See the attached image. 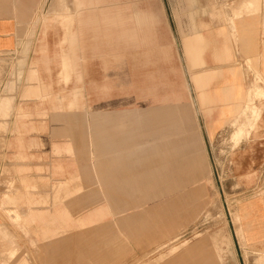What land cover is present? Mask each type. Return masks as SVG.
Segmentation results:
<instances>
[{
    "label": "crops",
    "instance_id": "crops-1",
    "mask_svg": "<svg viewBox=\"0 0 264 264\" xmlns=\"http://www.w3.org/2000/svg\"><path fill=\"white\" fill-rule=\"evenodd\" d=\"M39 1L0 0V115L6 117L0 118V125L8 130L10 125L23 121L25 125L31 126L37 123L49 125L47 134L39 135L31 131L29 138L24 136L17 140V147L23 150L15 153L30 157L29 162H47L49 153L50 157H55V162L62 161L65 159L66 147L70 152L67 157L77 164L76 169L79 170L80 164L83 167L84 164H94L96 158L102 156L98 161L105 163V170L100 171L97 176L96 171L89 168L84 171L88 173V179H103L100 183L102 190L87 193L103 195L101 198L107 204L110 218L115 217L114 224L118 227L115 233L110 222L70 234L72 228L65 224L59 229L46 232V240L49 241L42 248L40 264H68L64 260L69 258L74 259L71 264H91L92 261L103 262L107 256L124 264L121 262L127 256L129 245L138 247L141 259H149L167 249L158 258L151 259V264H225L222 248L216 241L217 236L202 239L186 248L188 242L176 244L180 238H170V233L181 226H187L204 206L203 189L197 183L207 178V172L198 155V146H212L228 132V145L244 148L241 155L233 158L235 162L264 164V0H132L155 3L222 2L259 6L258 11L253 13L238 9V14L243 15L225 18L224 21L220 19L218 22L209 21L208 13L200 12L199 23L194 24L192 31L182 29L178 32L183 35L180 45L184 74L189 77L191 84L190 102L182 104L187 108V119L189 118L184 124H190L185 127L186 131L175 126L174 136H171L165 132V128L154 126L155 123L149 127L148 120L144 122V115L138 110L131 111L133 114L130 116L125 114L123 108L97 113L93 102L88 108V113L94 119L91 127L93 137L88 134L90 138L87 139L82 135L90 130L89 125L86 128L81 123L80 128L76 116L70 114L69 117H64L62 110L58 112L57 106L53 108L54 102L63 109L64 87L71 93V85L75 82L74 64L71 57L64 54L65 43H70L72 39L71 27L67 24L65 32L57 33L56 42L50 46L38 44L41 32L29 40L21 37V24L33 18L34 7ZM159 31L160 27L154 26L153 22L149 30L155 44L153 50L159 48V38L154 37L159 36ZM166 33V45L174 47L176 42L172 29L169 28ZM41 51L44 52L42 57L46 55L44 62L40 59ZM17 63L21 65L17 66ZM104 66L94 63L89 69L87 97L90 100L97 97L96 84L120 81L127 73L122 65L113 68L107 62ZM79 74L78 70L77 75ZM104 92L106 96V91ZM101 115H107L108 121L99 124L96 129L95 119H101ZM185 115L177 117V120L186 117ZM129 121L132 123L130 131L137 133L135 142L131 144L121 139L128 129L123 126V122ZM144 128L145 132L142 134ZM32 129L36 131L33 126ZM191 129L201 135L200 144L198 137L189 132ZM96 130L101 134L109 132L110 137L97 139ZM182 130L189 133L185 136ZM56 131L60 134L59 138L55 133L52 135ZM64 134L67 136L64 137ZM152 135L158 138L154 142L149 140ZM164 135L167 137L165 140ZM49 137H53L50 142V147H53L51 150L48 148ZM148 140L153 145L148 144ZM10 141L11 139L3 141V145L7 147V155L12 153L9 149L12 147ZM117 146L125 149L114 151L113 148ZM118 156L121 162L123 158L129 164L124 161L126 165L109 169L108 165ZM31 177L48 176L34 174ZM71 177L80 176H66ZM134 179L136 181L133 183ZM125 188L128 190H124ZM35 189L30 187L24 189V192L39 193ZM51 193L63 194L64 191L52 190ZM66 193L68 196L78 195L68 197L65 204L61 201L59 206L56 204L50 207L61 209L57 217H66L69 212L76 211V225L86 226L89 220L101 215L102 207L94 208L89 215L80 214L81 202L92 199L93 196L80 191ZM80 194L87 195L79 196ZM121 212L127 214L121 216ZM244 220L243 246H239L238 253L243 260L247 258L248 264H264V186L259 192L249 196ZM2 235L7 236L6 233ZM211 242L215 244L214 250L207 249ZM154 243L156 245L153 248L145 249ZM14 258L16 252L13 250L8 255L9 260L1 264H7ZM17 264L27 263L23 260Z\"/></svg>",
    "mask_w": 264,
    "mask_h": 264
},
{
    "label": "rangeland",
    "instance_id": "rangeland-1",
    "mask_svg": "<svg viewBox=\"0 0 264 264\" xmlns=\"http://www.w3.org/2000/svg\"><path fill=\"white\" fill-rule=\"evenodd\" d=\"M258 6L259 4L222 2L201 4L132 0L127 2L125 0H40L34 7L33 18L21 24L20 34L22 39L29 40L41 32L42 37L39 38L38 44L50 46L56 42L57 33L65 32L64 27L67 24L71 27L72 39L70 43H65L64 54L69 55L74 64L75 82L71 85V93L64 87L63 109L54 102L53 108L57 106L58 112L62 110L64 117H69L70 114L76 116L80 128L81 123L86 128L89 125L90 130L82 135L85 139L93 137L91 127L94 119L88 113L89 105L93 102L96 104L97 113L123 108L125 114L130 116L133 114L131 111L138 110L144 115V122L148 120L147 126L151 127L155 123L154 126H159V129L165 128L166 133L174 136L175 126L186 131L185 127L190 125L184 124L189 118L187 119V108L182 104L190 102L191 84L189 77L184 74L183 51L180 45L183 35L178 32L182 29L192 31L194 24L199 23L200 12H207L209 21L218 22L220 19L224 21L225 18L243 15L238 14V9L256 12ZM153 22L154 26L160 27L159 36H154L159 38V48L154 50L152 48L155 44L149 33ZM169 28L172 29L176 42L175 46L170 48L166 45L168 38L166 32ZM43 53L41 51L40 59L44 62L46 55L42 57ZM106 53L109 58L104 56ZM51 58L54 57L51 56ZM107 62L111 63L113 68L122 65V69H126L127 73L120 81L96 84L97 97L90 100L87 97L89 69L94 63L105 67L104 64ZM16 65L20 66L21 63ZM78 70L79 75H77ZM183 114H186V117L177 120V117L180 118ZM0 118L6 117L0 115ZM108 118L107 115H101V119H95L96 129L99 124L107 122ZM32 126L36 128V131H33ZM32 126L25 125V121L10 125L9 130L0 125V264L9 260L8 255L13 250L16 252V258L8 261L7 264H17L23 260L27 264H40L41 256H43L42 248L44 249V244L49 241L46 240L45 233L59 229L65 224H69L72 228L73 232L70 231V234L96 225L104 226L110 222L113 224L115 233L118 231V227L114 224L115 217L110 218L107 204L101 198L103 195L87 193L102 190L100 183L103 179L99 177L88 179V173L84 171L89 168L91 171H96L97 176L100 171L105 170V163L98 161L103 157H97L94 164H84V167L80 164L81 168L77 170V164L67 157L70 152L65 147V159L62 161L55 162V157H50L49 153L47 162H29L30 157L18 156V153H15L20 149L23 150L17 147L16 142H19L17 140L23 139L24 136L29 138L31 131L40 135L49 133L50 129L48 124L37 123ZM123 126L128 129L121 139L129 144L134 143L137 133L130 131L132 123L123 122ZM96 131L97 139L110 137L109 132L101 134L98 130ZM185 131L182 130L185 136L189 132L196 135L200 144L201 135L199 136L196 130L191 129L188 133ZM144 132L145 128L142 134ZM54 133L57 134V138L60 137L58 131L52 132V135ZM227 133L225 132L219 142L212 146H198V155L207 172V178L197 183L203 189L204 206L191 218L187 226L171 231L170 238L178 236L180 240L176 244L188 242L186 245L188 248L202 239L217 236L216 241L222 248L225 264H248L247 258L243 260L238 253L239 246L241 248L243 246L241 241H243L245 205L249 196L256 194L264 186V164L249 165L241 161L235 162V156L241 155L244 148L239 146L233 148L228 145ZM65 136L67 134H64ZM143 138L147 141L144 135ZM166 138L164 135L163 139ZM7 139H11L10 144H12V147H9L12 153L9 155L6 154L7 147L3 145V141ZM157 139L152 135L149 140L154 142ZM52 140L53 137L47 139L49 150L53 148L50 147ZM149 140L147 143L153 145ZM113 149L116 151L125 148L117 146ZM120 160L118 156L111 165H108L109 169L113 166H123L126 159L122 158V162ZM34 174H47L48 177H31ZM73 174L80 177L66 178ZM135 181L134 179L133 183ZM30 187L36 188L35 190L39 193H27L29 191L25 193L24 189H30ZM52 190L55 192L63 190L64 193L52 194ZM69 191L85 192L93 196L92 199L81 202V216L89 215L94 208L99 207L103 209L101 215L89 220L86 226L76 225V211L69 212L66 217H57L61 209L50 207L56 204L59 206L61 201L65 204L68 197L73 198L78 195L69 194L68 196L66 192ZM123 214L127 213H120L121 216ZM5 233L7 236L2 235ZM155 245L156 243L145 249L149 250ZM214 247V242H211L207 249L214 250ZM137 249L138 247L129 245L127 256L125 255L126 258L121 263L133 264L138 261L137 264H151L152 262H149L151 259L158 258L163 251H167L165 249L149 259H141ZM73 260L69 258L64 261L71 264ZM91 264H120V262L109 259L107 256L103 262L92 261Z\"/></svg>",
    "mask_w": 264,
    "mask_h": 264
}]
</instances>
